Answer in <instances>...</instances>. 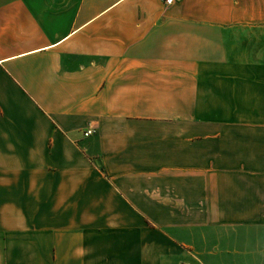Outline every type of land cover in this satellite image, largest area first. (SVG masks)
<instances>
[{
  "label": "crops",
  "instance_id": "1",
  "mask_svg": "<svg viewBox=\"0 0 264 264\" xmlns=\"http://www.w3.org/2000/svg\"><path fill=\"white\" fill-rule=\"evenodd\" d=\"M0 264H264V0H0Z\"/></svg>",
  "mask_w": 264,
  "mask_h": 264
},
{
  "label": "built area",
  "instance_id": "2",
  "mask_svg": "<svg viewBox=\"0 0 264 264\" xmlns=\"http://www.w3.org/2000/svg\"><path fill=\"white\" fill-rule=\"evenodd\" d=\"M163 2L166 4V5H170L174 2V0H163ZM91 129H87L85 132H84V135L85 136H88L89 134H91Z\"/></svg>",
  "mask_w": 264,
  "mask_h": 264
},
{
  "label": "rangeland",
  "instance_id": "3",
  "mask_svg": "<svg viewBox=\"0 0 264 264\" xmlns=\"http://www.w3.org/2000/svg\"><path fill=\"white\" fill-rule=\"evenodd\" d=\"M187 258H190L188 254H187Z\"/></svg>",
  "mask_w": 264,
  "mask_h": 264
}]
</instances>
